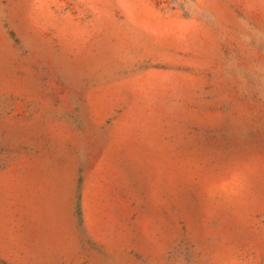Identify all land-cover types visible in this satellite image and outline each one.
<instances>
[{
	"label": "rangeland",
	"instance_id": "374dc122",
	"mask_svg": "<svg viewBox=\"0 0 264 264\" xmlns=\"http://www.w3.org/2000/svg\"><path fill=\"white\" fill-rule=\"evenodd\" d=\"M0 264H264V0H0Z\"/></svg>",
	"mask_w": 264,
	"mask_h": 264
}]
</instances>
